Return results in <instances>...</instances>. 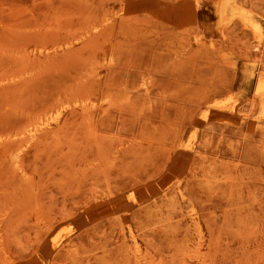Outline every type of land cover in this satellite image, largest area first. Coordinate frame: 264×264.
Here are the masks:
<instances>
[{
	"label": "rangeland",
	"instance_id": "1",
	"mask_svg": "<svg viewBox=\"0 0 264 264\" xmlns=\"http://www.w3.org/2000/svg\"><path fill=\"white\" fill-rule=\"evenodd\" d=\"M0 264H264V0H0Z\"/></svg>",
	"mask_w": 264,
	"mask_h": 264
},
{
	"label": "bare ground",
	"instance_id": "2",
	"mask_svg": "<svg viewBox=\"0 0 264 264\" xmlns=\"http://www.w3.org/2000/svg\"><path fill=\"white\" fill-rule=\"evenodd\" d=\"M225 6H227V5H225ZM228 7V6H227ZM236 7V6H235ZM263 85V84H262ZM263 87V86H262ZM258 88H261V87H258Z\"/></svg>",
	"mask_w": 264,
	"mask_h": 264
}]
</instances>
